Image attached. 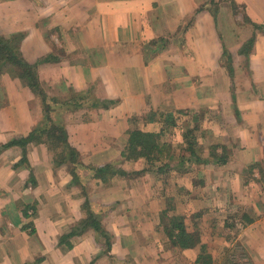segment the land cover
Wrapping results in <instances>:
<instances>
[{
	"label": "crops",
	"instance_id": "crops-1",
	"mask_svg": "<svg viewBox=\"0 0 264 264\" xmlns=\"http://www.w3.org/2000/svg\"><path fill=\"white\" fill-rule=\"evenodd\" d=\"M85 93L111 106L60 108ZM161 122L223 156L187 196L96 176L138 170L128 132ZM167 201L202 246L172 245ZM239 221L264 264V0H0V264H206Z\"/></svg>",
	"mask_w": 264,
	"mask_h": 264
},
{
	"label": "rangeland",
	"instance_id": "rangeland-1",
	"mask_svg": "<svg viewBox=\"0 0 264 264\" xmlns=\"http://www.w3.org/2000/svg\"><path fill=\"white\" fill-rule=\"evenodd\" d=\"M152 121V118H150ZM157 121V120H156ZM176 121V120H175ZM159 122V121H157ZM144 123V122H143ZM178 123V122H177ZM149 123L145 124V129L146 131H151L155 130L158 134H160V138L168 143H171L173 145V153H172V158L167 159V160H156V161H148L144 160V162L140 165V168L138 170L134 171H129L127 174L123 175L128 178L127 176H130V181H128L129 185H135L137 187L138 194L139 195H144L145 191H150L153 193L152 195L156 197H163L165 191L170 193L172 189H176L178 191L177 196H168L169 198H172L177 202L180 199V195L185 194L187 196V187H191L192 185H196V183L201 181L198 176V174H204L205 172V162L209 159V156L206 157V154H212L215 152L214 149H207L204 148V146H201V143H198L199 145L197 146L196 142H194L195 139H193L191 136L186 137L187 135V130H184L182 132V129L170 122L167 125H165L164 122H161L157 124L156 126L148 125ZM148 125V126H146ZM143 124H141V127ZM129 136V133H128ZM129 139V137H128ZM194 143L195 145V152L196 155L201 157V162L197 161V156L196 157H190L188 152H185L186 148H188V143L189 142ZM203 147L204 149H202ZM209 152V153H208ZM183 155L189 158L183 159ZM204 155L206 159L204 158ZM187 159H191L194 163L188 164L189 166L187 167L186 170H183V160L188 161ZM169 160V162H168ZM197 161V162H196ZM163 163H166V166H163ZM182 164V165H181ZM202 164V165H201ZM203 166V167H202ZM199 167L200 168L199 170ZM205 168V169H204ZM162 169V170H161ZM178 170H182L181 172H178V174H186L185 178L183 181H180L178 177L182 175L178 174H173L171 173L172 171L177 172ZM191 171V172H188ZM119 176H122L119 174ZM197 177L200 180H197ZM129 185L125 184L126 189L129 188ZM183 185V186H182ZM183 187V189L181 188ZM186 186V188H185ZM182 189V190H181ZM176 202L174 204H169L168 201L165 204H162L161 202L157 203L156 202V209L158 211V214L154 217L155 221L168 230L171 225L170 219L173 216H178L176 214ZM144 206V205H143ZM185 219V217H184ZM186 220V219H185ZM195 223L194 219H187L185 221V226H192ZM195 228V227H194ZM233 230L231 231L232 234L230 235L231 238L227 236L229 232H224L225 234L222 235V238L225 239V241L228 240V243L225 244L224 249L218 248L216 249L215 246L211 247L212 250L210 251H205L206 254V264H253L250 254L246 251L244 248V243L239 240L238 236L240 234V231H242V226L239 221L237 224V228L234 226L232 227ZM166 231V230H165ZM209 234L212 235V231H208ZM198 234V233H197ZM202 246L201 244L198 245ZM216 258V260H215ZM176 263V261L174 260Z\"/></svg>",
	"mask_w": 264,
	"mask_h": 264
},
{
	"label": "trees",
	"instance_id": "trees-1",
	"mask_svg": "<svg viewBox=\"0 0 264 264\" xmlns=\"http://www.w3.org/2000/svg\"><path fill=\"white\" fill-rule=\"evenodd\" d=\"M252 42L249 43L251 45ZM90 94H83V96H72L68 98L64 103L61 102L60 108H77L82 107V105L90 106V108H109L111 106V103L107 102H98L94 101ZM84 97V98H82ZM66 106V107H65ZM69 106V107H68ZM59 133L54 138V134H52V131H50L47 135L49 140L51 141V138L53 137L54 145H61V153L59 154V160L64 161L67 160L71 161L72 163L76 162L77 154L67 146L66 142V134L63 130V128H59ZM47 132V131H46ZM129 139L127 141L125 150L122 153V158H124L127 161H137L139 159H145L148 161H156V160H167L170 158V156L173 153V146L171 143L165 142L160 138V134L156 132H149V131H141V130H130L129 132ZM53 135V136H52ZM31 139V136L29 137ZM34 139V135H32V140ZM55 140V141H54ZM59 142V143H57ZM185 152L189 153V156L196 157L197 161L201 162V157L196 155L195 152V145L194 143H188V148H186ZM213 157L216 159H222V157H219L217 153H213ZM186 157L183 155V159L186 160ZM183 160V170H186L189 166L188 164H191L193 161L191 159H187L188 161ZM196 161V162H197ZM194 163V162H193ZM182 165V164H181ZM166 166V163H163L162 167ZM162 170V169H161ZM182 171V170H180ZM112 175L116 176L118 174L125 175L127 174L120 168L116 166H106L102 169H98L96 171V176L103 178L105 175ZM170 227L168 229V238L170 239L173 246L180 248V249H186V248H195L196 246L200 245L201 240L199 236L195 233H189L187 231V228L185 226L184 218L173 216L170 219Z\"/></svg>",
	"mask_w": 264,
	"mask_h": 264
}]
</instances>
